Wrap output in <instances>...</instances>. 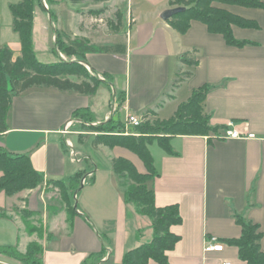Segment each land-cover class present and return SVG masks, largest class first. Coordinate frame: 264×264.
<instances>
[{"label":"crops","instance_id":"1","mask_svg":"<svg viewBox=\"0 0 264 264\" xmlns=\"http://www.w3.org/2000/svg\"><path fill=\"white\" fill-rule=\"evenodd\" d=\"M20 1L0 0V44L8 46L14 58L20 56L21 44L13 29L10 6ZM44 1L50 10L41 0L33 9V47L35 53L38 48L54 52L55 57L48 62H56L64 56L56 48V38L62 33L56 26L64 24L60 7H69L75 14L70 25L78 22L79 13L65 0ZM102 1L107 0L93 2ZM113 1H121L122 41L103 45L89 36L81 37L95 45L125 47L122 53L90 52L83 56L85 68L99 80L95 93L38 87L12 98L8 128L0 133V145L12 154L27 155L44 182L13 195L0 191V233L12 226L11 235L17 229L25 235V243L35 239L26 234L21 219V210L27 209L42 219L44 233L37 240L43 249V264H81L104 248L99 264H121L126 250L151 239L152 228L143 215L135 217L141 225L126 227L130 204L123 200L111 160L127 155L139 158L120 146L97 144L98 148L105 146L108 154L106 163L99 165L74 135L89 133L88 123L109 119L124 128L127 114L149 121L165 120V115H174L188 100L193 89L207 86L202 110L216 131L171 136L173 153L166 152L156 140L149 143L158 175L148 186L153 189L156 206L177 204L182 218L170 227L179 240L167 252L168 264H247L240 259L238 248L226 240L240 236L234 214L241 215L258 225L264 251V1L260 7L224 6L254 23L231 25L236 44L227 43L221 34L209 32L205 24L195 20L185 32L175 30L169 19L161 17L164 10L176 7L170 6V0ZM78 111L84 112L74 116ZM136 128L129 127V133L135 135ZM228 130L238 136L226 135ZM71 152L86 158L76 160ZM82 162L93 169L79 168ZM135 166L144 169L140 160ZM79 171H83L80 182L84 178L85 184L68 190L64 199L60 195L56 198L48 186L51 181L68 183ZM71 196L77 197L75 204ZM109 196L114 201L113 216L95 215L91 202L101 204ZM64 200L73 205L74 213ZM130 210L134 218V207ZM108 222H112V230L100 232L98 226ZM209 243L223 247L205 251ZM147 264L159 263L150 259Z\"/></svg>","mask_w":264,"mask_h":264},{"label":"trees","instance_id":"2","mask_svg":"<svg viewBox=\"0 0 264 264\" xmlns=\"http://www.w3.org/2000/svg\"><path fill=\"white\" fill-rule=\"evenodd\" d=\"M38 0H21L10 6L13 16V29L17 33L20 44V56L14 58L12 50L0 44V133L7 130V116L10 110L12 98L29 89L46 87L61 92H75L80 94H93L99 84V80L89 75L84 69L83 56L90 52H117L122 53L125 47L121 44L102 46L90 43L85 38L73 39L56 38V48L60 52H66L71 59L56 62L40 61L33 47L32 19L33 9ZM72 3L85 0H65ZM100 1V0H93ZM264 0H170V6H182L184 9L169 18V24L178 32H185L192 20L206 25L211 33L221 34L227 43H238L231 33V25L250 26L253 22L238 17L226 9L225 5L237 4L249 7L263 6ZM122 15L118 12V22ZM64 54V53H63ZM83 72V73H82ZM71 76H80L83 79L75 81ZM207 86L193 89L186 102L181 103L172 118L167 120H153L137 126L141 130L139 135L127 134L119 136L110 134L111 130H123L122 123L113 119L99 125L98 130L107 133L96 135L95 144H104L109 147L121 146L135 154L142 162L145 171H140L134 163L125 156H117L112 160V167L117 176L127 175L133 179L134 184L123 190L125 203L133 204L135 211L150 220L152 237L149 241L123 253L121 264H147L154 260L159 264H168L167 252L171 250L179 240V235L173 233L170 227L179 224L182 218L177 204L158 207L154 202V192L148 186L158 172L153 158L149 152L148 144L156 140L168 153H173L169 145V138L173 135H208L216 131L212 127L209 117L202 110V102L205 99ZM84 112V111H83ZM82 111L74 113L81 115ZM149 111H146L148 115ZM121 126V127H120ZM89 128V126H86ZM94 128V127H90ZM121 132V131H120ZM0 191L8 195L16 194L22 190L32 189L44 182L41 173L34 169L27 155L12 154L0 145ZM83 172H77L71 180L65 184L57 180L54 185L64 193L78 186ZM69 212L74 213L75 208L70 205ZM30 214V213H28ZM3 215L0 213V216ZM236 223L241 227L238 238L227 239L226 242L238 248L240 259L247 264H264V251L260 247L261 232L257 224L234 214ZM27 231H31L28 219L24 217ZM36 230V229H33ZM42 237V231L37 232ZM42 246L37 241H30L24 252H20L16 245H0V254L19 261L22 264H43ZM105 248L96 254H90L81 264H99L105 255ZM0 264H7L0 262Z\"/></svg>","mask_w":264,"mask_h":264},{"label":"rangeland","instance_id":"3","mask_svg":"<svg viewBox=\"0 0 264 264\" xmlns=\"http://www.w3.org/2000/svg\"><path fill=\"white\" fill-rule=\"evenodd\" d=\"M57 1L62 2L63 0H57ZM66 3L69 6L76 7L77 12L79 14H78V19H77L78 22L73 24V25H70L71 21L72 20L74 21L75 14L73 12H71L69 7H67V8L66 7H60V15H61V18H62L64 24L57 25L56 27H58L59 30L60 29L62 30L61 31L62 35L60 34V37L62 39L63 38H66V39L70 38L71 39V37L75 38V37L89 36L93 40H95L94 43H97V44L102 43L103 45L111 44V43H117V41H122L121 34H120L122 26H123L122 17L120 19V22H118V12L121 15H123L122 14V8H121V1L120 2L117 1L115 3L113 0H107V1H102V2L96 3V2H93L92 0H85L84 2H82V4H81V2L72 3L69 1H66ZM47 4H46V7L43 4H42V6L45 9L50 10L51 7ZM63 36H65V37H63ZM66 36H68V37H66ZM106 42H111V43H106ZM36 52H37L36 55H37L38 59L41 61H47L48 62L49 60H52L51 56L55 57L54 52L43 51V50H40V48H38ZM63 53H64L65 57L60 56V58L63 61L71 59V56L69 54H67L66 52H63ZM84 70L89 75H91L87 68H85ZM168 112H170V111H168ZM168 112L165 114H168ZM170 114L171 113H169V115ZM169 115H165L166 118H164V119L167 120V119L172 118L173 114L170 116ZM155 120L160 121L159 119H155ZM147 121L151 122V123L153 122V120L152 121L147 120ZM147 121H145V122H147ZM100 124L101 123H88V126H89L88 129L89 130H86V131L89 133H87V134H75L74 135V136H76L75 138L80 143H82L84 147H86L88 150L90 149L89 151L91 152L92 157L95 159V162L99 165L106 163V161L108 159L107 150H106V148H104L105 146H103V147L100 146L98 148V145L94 143V139L96 138V135H99L102 133H107V132H105V130H98L97 127ZM103 124H101V125H103ZM90 127H94V128H90ZM111 131L112 132H109V133L116 135V137H119V136L121 137V136L127 135V133H125V128H123V130L115 129V130H111ZM140 131L141 130L137 129L136 134L139 135ZM122 148L127 149L125 147H122ZM70 150L71 149L69 148V152H70ZM129 152H131V151H129ZM94 155L97 156L98 158H100V160H98ZM80 157H82L84 159L85 156L83 157L82 154L78 155V153L76 152V154H75L76 160H79ZM126 158L132 160L133 163H135V165L138 166L139 160L137 158H135V157L133 158L132 156H129V155H127ZM75 164H77V163H75ZM88 166H89V168L93 169V167L90 164L88 165L85 162H82V165H80L79 168H88ZM143 171H145V168L143 169ZM117 177H118L117 180L119 182V186L121 187L122 190H126L130 185L134 184L133 179L127 175H124L122 177L121 176H117ZM86 180H87V178H86ZM88 182L89 181L86 182V185H88ZM80 184L84 185L85 182L78 183V187H80ZM52 185L55 186L54 183L51 181V183L48 186H49L50 190H53L56 192V194L54 196H57L56 198H58L60 195V197H62L64 199L65 195H64V193H62L59 190V187L57 185L55 187H53ZM54 188H56V189H54ZM72 199H73V197L71 198V200ZM76 199H77V197H75L73 199L74 204H75ZM64 202H65V206L67 208H70V203H68L65 200H64ZM113 202L114 201L111 200V196L103 199L101 204H98V202L93 201V202H91L92 210H93L95 215L102 214V215H106V216H113V213L115 211L114 210L115 208L113 206ZM80 204H81V200H80ZM131 206H133L135 209V206L132 203L130 204V206H128L129 207L128 215L126 214V219L128 218V221L126 224L127 228L134 227L135 226L134 224H137L135 217H140L139 216L140 214H137V212H136V215L134 216V218L132 217V213L130 210ZM28 213H30V212L27 211V209L21 210L22 221L24 222V217L26 219H28V221L30 223V227L32 228V230L28 232L26 227H25V230L27 232L26 234L28 236L35 237V239L33 238L31 241L39 242L37 240V238H40V237L38 236L37 232L40 231V229H41L42 235L44 233V226L42 223V219L36 218L31 213L30 214H28ZM143 218H144V216H143ZM137 225H141V224L138 223ZM24 226H25V224H24ZM11 227L12 226H9V228L5 229L4 231L2 230V233H0V243L16 245L17 249L20 252H24L26 249V246L29 242L25 243V241H26L25 235H22V233L18 234L17 229L15 231V235H11L10 232L14 231L13 228H11ZM98 228H99L100 232H103V229H106V230L111 229L112 230V222H108L106 225H102V226L99 225ZM33 229H36V230H33ZM23 230L24 229L22 228L21 231H23ZM0 262H4L7 264H22L19 261L14 260V259L8 257L7 255H3V254H0Z\"/></svg>","mask_w":264,"mask_h":264},{"label":"built area","instance_id":"4","mask_svg":"<svg viewBox=\"0 0 264 264\" xmlns=\"http://www.w3.org/2000/svg\"><path fill=\"white\" fill-rule=\"evenodd\" d=\"M43 1V5L46 7V3L44 0ZM144 121H147V120H144L142 117L140 116H136V115H133V114H127L125 115V133L129 134V127H137L139 125H141ZM226 135H229V136H233V137H236L238 136V133L236 131H233V130H228ZM71 157H74L75 158V155L73 154V152H71ZM90 175V174H88ZM85 182L84 178L82 179L81 183ZM223 245L220 244V243H209L205 246L204 250L205 251H210V250H214V251H220L222 249Z\"/></svg>","mask_w":264,"mask_h":264},{"label":"water","instance_id":"5","mask_svg":"<svg viewBox=\"0 0 264 264\" xmlns=\"http://www.w3.org/2000/svg\"><path fill=\"white\" fill-rule=\"evenodd\" d=\"M183 9H184V7H182V6H176V7L166 9L161 13V17H162V19L167 20L170 17H172L173 15L182 11Z\"/></svg>","mask_w":264,"mask_h":264},{"label":"bare ground","instance_id":"6","mask_svg":"<svg viewBox=\"0 0 264 264\" xmlns=\"http://www.w3.org/2000/svg\"><path fill=\"white\" fill-rule=\"evenodd\" d=\"M112 160H113V158H112ZM112 160H111V161H112Z\"/></svg>","mask_w":264,"mask_h":264}]
</instances>
